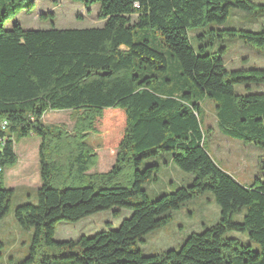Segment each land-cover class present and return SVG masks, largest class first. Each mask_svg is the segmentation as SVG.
Segmentation results:
<instances>
[{
	"label": "trees",
	"instance_id": "1",
	"mask_svg": "<svg viewBox=\"0 0 264 264\" xmlns=\"http://www.w3.org/2000/svg\"><path fill=\"white\" fill-rule=\"evenodd\" d=\"M73 1L86 8L99 4L104 25L26 30L16 23L6 29L35 0H0V220L10 213L13 199L4 177L17 162L16 143L30 136L41 139L38 201L19 203L14 211L21 228L33 229L29 255L10 264H264V155L261 176L251 185L240 183L206 148L200 119L201 104L210 99L223 133L264 148V93L235 89L264 84V69L228 70L225 46L197 52L189 35L191 28L224 25L234 8L264 16V2ZM207 33L221 43L239 38L264 50V28ZM60 110L76 114L73 132L43 122L45 113ZM90 132L102 135V146L117 148L107 172L90 173L97 163L86 140ZM165 151L193 178L151 200L145 185L158 180L161 165L145 166V161ZM206 192L221 209L216 223L191 233L178 250L142 252L139 242ZM243 208V221L235 222L234 214ZM121 209L132 214L116 229L55 239L60 221L78 222L106 210L118 216ZM231 231L246 233L259 250L227 237Z\"/></svg>",
	"mask_w": 264,
	"mask_h": 264
},
{
	"label": "rangeland",
	"instance_id": "2",
	"mask_svg": "<svg viewBox=\"0 0 264 264\" xmlns=\"http://www.w3.org/2000/svg\"><path fill=\"white\" fill-rule=\"evenodd\" d=\"M264 2V0H254ZM3 7L0 4V18L3 17ZM99 4L86 8L81 2L73 0H35V6L29 11H21L15 18L6 23V29L19 23L26 30L48 29H83L100 27L103 20L98 16ZM41 15L47 17L41 18ZM212 28H236L259 31L264 28V16H254L241 9L234 8L227 22L219 26L209 23L203 27L191 28L189 35L191 43L197 52L204 50L212 53L221 46L227 48L224 56L228 70L261 68L264 69V50L245 44L239 38H225L224 43L219 37H214L207 32ZM205 34L203 39L200 35ZM171 73L175 69V62L170 60ZM238 93H264V84H239L235 87ZM200 119L205 133V145L217 163L231 173L240 183L251 185L257 177L261 176L260 157L264 155V148L254 143H246L223 133L218 125L214 103L207 99L201 104ZM61 111V110H60ZM65 112L48 111L45 115L47 125L63 127L66 131L73 132L75 127L74 114L71 110ZM88 143L94 150L97 163L91 168L92 172H107L115 164L117 148L102 146V135L90 132L87 135ZM17 162L5 170V184L13 191L10 213L0 220V239L4 247L0 250V264L16 263L29 255L33 236V229L26 230L20 227L15 219L14 211L19 203L31 201L35 204L37 198L38 169L36 158L26 155L25 149L18 145ZM40 148V147H39ZM158 162L161 171L157 181L145 185L151 200L179 185H188L193 175L181 170L172 163L170 152H161L157 157L147 159L145 166ZM40 175V171H39ZM220 207L214 199L212 192H206L199 197L188 201L179 210L173 211L171 223L161 229L152 231L145 237L138 247L146 255L180 249L184 240L193 232H202L203 224L210 226L220 218ZM246 208L235 213L233 220L242 222ZM132 212L121 209L115 216L112 210L101 211L85 217L78 222L60 221L56 225L55 239H78L82 235L92 236L107 229L109 226L116 229L122 220L130 217ZM227 237H236L245 243H251L255 250L259 245L250 240L246 233L231 231Z\"/></svg>",
	"mask_w": 264,
	"mask_h": 264
},
{
	"label": "crops",
	"instance_id": "3",
	"mask_svg": "<svg viewBox=\"0 0 264 264\" xmlns=\"http://www.w3.org/2000/svg\"><path fill=\"white\" fill-rule=\"evenodd\" d=\"M105 21L103 20V23L100 27H102L104 25ZM65 112L64 110H61V111H58V112H61L62 113ZM70 111V110H69ZM51 112H56V111H51ZM47 113H45L46 115ZM45 115L43 116V122L45 124H48L46 121H45ZM40 143H41V139L39 137H36V136H30V137H26V138H23L21 139L19 142L16 143L15 145V152L16 154L18 155V151H19V147L18 145H21L23 147H26L25 149V152H26V155H30L34 158H36L37 160V169H38V184H37V187H36V190L38 192V189L40 188L42 182H41V174L39 175V171H40V157H39V147H40ZM116 157H117V154H116ZM5 186L9 189H11L9 186H7L5 184ZM26 202V201H25ZM206 226L205 224H203V227ZM0 241H2L0 239ZM3 242V241H2Z\"/></svg>",
	"mask_w": 264,
	"mask_h": 264
}]
</instances>
